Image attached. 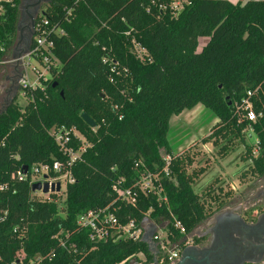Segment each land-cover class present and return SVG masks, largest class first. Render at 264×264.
Wrapping results in <instances>:
<instances>
[{"label":"trees","instance_id":"1","mask_svg":"<svg viewBox=\"0 0 264 264\" xmlns=\"http://www.w3.org/2000/svg\"><path fill=\"white\" fill-rule=\"evenodd\" d=\"M20 1L7 4L0 19V61L12 56ZM242 1L189 0L173 16L167 0H48L37 20L46 17L64 30L54 37L58 71L45 91L26 93V105L13 99L0 111V264L23 255L41 264H114L138 253L153 259L141 239L91 241L89 229L76 223L91 209L107 207L122 224L148 218L164 225L172 242L183 237L173 217L192 233L231 196L221 185L195 191L206 168L189 171L194 157L169 144L172 116L198 104L217 118L201 142L221 157L243 144L251 173L264 177V0ZM201 37L208 40L198 49ZM132 40L150 61L136 56ZM248 90L253 121L242 109ZM61 126L75 127L87 146L71 165L73 182L63 198L41 199L29 172L24 180L15 174L66 159L49 133ZM80 144L72 138L73 148ZM160 149L171 156L168 173ZM148 171L160 177V196L136 184ZM118 182L136 190L134 204L112 189Z\"/></svg>","mask_w":264,"mask_h":264},{"label":"built area","instance_id":"2","mask_svg":"<svg viewBox=\"0 0 264 264\" xmlns=\"http://www.w3.org/2000/svg\"><path fill=\"white\" fill-rule=\"evenodd\" d=\"M15 0H0V19H3L6 12L7 4H14ZM154 2V0H151ZM168 6L173 14L177 16L182 10L186 8L189 0H167ZM166 5L159 3V9L165 8ZM149 10V8H147ZM70 12V9L69 11ZM33 42L29 50L21 55L17 59H8L0 61V66L6 63L18 64L20 66V76L18 78L19 93L24 96L28 101L26 95L34 89H40L45 91L46 84L53 78V75L58 71L60 66L59 59L54 54V37L64 34V30L58 24H51L46 17L38 19L34 24ZM125 35L130 33L129 30L123 32ZM132 51L142 61L149 60L150 57L147 50L140 46L138 42L132 40ZM31 59H35L36 64L31 62ZM252 91H247V97L242 101V109L246 111V118L253 121L255 120V113L252 108V102L249 97L252 95ZM33 100V99H32ZM95 127V126H94ZM92 127V128H94ZM49 133L52 135L55 143L58 145L59 150L66 156L65 160H55L51 165L47 164H35L26 173L22 170H18L15 177L18 180H24L30 173V184L36 181H47L49 183H56L64 181L65 185L69 182H73L71 175L72 163L80 158L81 152L85 150L87 143L84 136L75 128L52 127L49 129ZM80 140V146L75 149L71 145L72 138ZM164 151V149H162ZM253 152H258V147H255ZM162 161L164 162L163 172L168 173L167 165L170 162L171 156L169 153L160 154ZM49 171L58 173L57 176H50ZM40 176V179L34 178ZM46 176V177H44ZM160 177L157 173L151 171L142 173L139 176L136 184L138 188L143 191H152L160 196L161 188L156 184L159 182ZM119 182L113 184L112 189L127 203L134 204L136 199V190L128 187H120ZM61 190V188H60ZM42 192V191H41ZM59 192V191H49ZM47 192V193H49ZM43 193V192H42ZM44 194V193H43ZM45 199H50L49 197ZM165 200V197H164ZM174 219V228L178 229L182 239L177 241H170L167 237V232L164 225L156 224L157 229L153 234V241L156 244V254L153 257L157 258L159 264H174L179 257L181 250L185 245L192 242L193 235L187 234L181 223ZM77 225L83 228L89 229V238L91 241H102L108 238L117 240L120 238H132L141 239L144 232V226L138 225L134 220H130L125 224L118 222L116 216L109 211L107 207L91 209L87 212L81 213L76 219ZM153 254V252H151ZM134 258H138L135 260ZM144 257L141 253L135 255V257H128L121 262L114 264H131L133 262L139 263ZM11 264H41L37 257L28 258L23 256L17 257Z\"/></svg>","mask_w":264,"mask_h":264},{"label":"flooded vegetation","instance_id":"3","mask_svg":"<svg viewBox=\"0 0 264 264\" xmlns=\"http://www.w3.org/2000/svg\"><path fill=\"white\" fill-rule=\"evenodd\" d=\"M44 3L45 0L20 1L19 28L22 27V30H17L16 51L32 45L34 24L42 13ZM10 66V76H6L9 84L0 111L9 103V94L12 91L16 93L19 89L20 66L15 63ZM258 180L261 183L251 198L252 201L256 200L257 207L251 211L246 209L245 212L237 208H225L215 212L214 222L196 235L199 240L195 241L193 238L191 243L183 247L174 264L179 261H182V264H264V177ZM186 255L191 257L185 258ZM131 264L159 263L157 258L153 257L151 261L142 259L139 263Z\"/></svg>","mask_w":264,"mask_h":264},{"label":"rangeland","instance_id":"4","mask_svg":"<svg viewBox=\"0 0 264 264\" xmlns=\"http://www.w3.org/2000/svg\"><path fill=\"white\" fill-rule=\"evenodd\" d=\"M43 4L42 10L45 8ZM208 40L206 37L199 38L200 49ZM33 64H36L35 59H31ZM12 66L9 63L3 64L0 67V107L6 97L5 91L8 88L9 79L6 76H10ZM9 99H15V103L23 107L26 105L27 100L19 93V89L16 93L12 91L9 94ZM217 118L208 109L204 113L198 111L184 110L180 115H174L171 118L170 130L168 132L169 144L174 153L185 151L194 157V163L189 167V171L193 168L195 170L205 167L206 171L197 180L194 185V190L200 192L208 184L216 186L221 185L222 190L230 191V200L226 204L228 208H237L240 211H251L257 207L256 200H251L254 197V192L261 183L258 177L253 175L250 171V160L245 161L242 158V154L245 151V146L238 145V147L227 154L225 157H221L210 142L202 143L201 139L209 133L212 125L215 124ZM249 144H254V138L247 140ZM164 153L160 149L159 154ZM40 179L41 177H34ZM202 182V183H201ZM65 190V182H61V190L59 192L42 193L40 190L35 191L38 198L45 199L51 198V193L63 198ZM206 221L196 228V231L192 232L193 236L199 234L201 230H204ZM209 226V225H208Z\"/></svg>","mask_w":264,"mask_h":264},{"label":"water","instance_id":"5","mask_svg":"<svg viewBox=\"0 0 264 264\" xmlns=\"http://www.w3.org/2000/svg\"><path fill=\"white\" fill-rule=\"evenodd\" d=\"M45 2H48V0H45ZM20 26V20L18 21L17 23V30L20 29L19 28ZM22 30V27L21 29ZM33 35H34V32H33ZM18 46V42L15 43L14 45V49H13V52H12V56L11 58L12 59H17L19 58L21 55L25 54L30 47H27L26 49L24 50H21V51H16V48ZM13 99H11L10 101H12ZM83 120L91 127H94L95 126V122L93 121V119L88 116L85 112H83L81 114ZM23 171L24 172H27V166H24L23 167ZM46 177V176H44ZM61 188V185L59 182H56V183H49L47 181H36V182H33L31 184V189L32 191H42L43 193H47L49 191H59ZM148 218H145L143 221H142V224L144 226V232L142 234V237H141V240L146 242L149 246V250L151 252H153V255L155 256L156 254V244L155 242L153 241L152 237H153V234L155 233L156 229H157V226L155 223H150V225H146L145 224V221H147ZM150 220V219H149ZM185 250V249H184ZM191 256L190 255H186L185 258H190ZM177 264H182V261H179Z\"/></svg>","mask_w":264,"mask_h":264},{"label":"crops","instance_id":"6","mask_svg":"<svg viewBox=\"0 0 264 264\" xmlns=\"http://www.w3.org/2000/svg\"><path fill=\"white\" fill-rule=\"evenodd\" d=\"M230 2L232 3H237L238 1L240 0H229ZM245 0H243L242 2H244ZM47 3V2H45ZM207 108H205L203 105L201 104H198L197 106H195L193 109H191V111L195 110V111H198L199 113H204V111L206 110ZM180 115V114H179ZM171 122V120H170ZM201 179V178H200ZM197 183V182H196ZM202 183V182H201ZM195 185V184H194ZM193 185V187H194ZM229 206L225 205L224 207H222L221 209H225V208H228ZM214 215V214H213ZM213 215L211 217H209L207 220H206V226L208 227V225L210 226L213 222H214V219H213ZM150 223H154L152 222L151 220L147 219V221H145V224L146 225H150ZM203 224V223H202ZM200 226V225H199ZM205 227V226H204ZM144 228V227H143ZM206 228V227H205ZM196 231V229L194 230ZM193 231V232H194ZM190 235H192V233H190Z\"/></svg>","mask_w":264,"mask_h":264}]
</instances>
